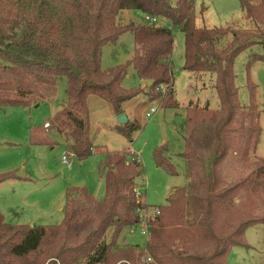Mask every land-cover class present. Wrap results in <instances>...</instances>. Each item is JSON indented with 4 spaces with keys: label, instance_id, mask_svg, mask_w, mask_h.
Segmentation results:
<instances>
[{
    "label": "trees",
    "instance_id": "16d2710c",
    "mask_svg": "<svg viewBox=\"0 0 264 264\" xmlns=\"http://www.w3.org/2000/svg\"><path fill=\"white\" fill-rule=\"evenodd\" d=\"M240 8L253 28L197 27L193 0H0V60L9 65L0 67V109L28 108L46 93L53 96L57 77H66L67 101L53 121L70 142L69 154L78 161L92 156L95 147L88 123V96L106 101L120 115L122 105L139 94L120 87L127 67L151 83L148 102L161 99L160 108H178L172 29L184 36L182 70L213 76L219 101L217 110L187 107L180 157L188 185L176 188L166 204L157 207L159 215L149 224L150 237L144 248L116 247L123 231L138 224L137 210L148 207L139 202L134 190L135 180L143 175L139 158L129 152L106 153L101 164L105 189L101 202L86 188L68 189L58 226H14L0 214V264H147V258L148 264H227L233 247L248 248L245 230L264 225V158L255 157L262 129L256 86L248 71L253 63H264V56L251 54L246 63V107L238 100L233 64L241 52L264 43V0H240ZM124 10L160 19L172 29L145 21L119 24L117 17ZM126 32L133 36L132 58L102 70V48ZM229 34V43L219 48V40ZM159 85L167 88L164 96L155 91ZM202 125H208L209 131L199 137L196 130ZM115 129L130 139L141 126L128 121ZM30 141L54 144L35 129H30ZM153 158L157 167L175 174L165 145L154 149ZM227 166L238 171L242 167L246 173L237 172L227 182ZM6 180L27 178L13 172L0 174V183ZM188 189L194 192L196 215L200 214L193 223L187 221Z\"/></svg>",
    "mask_w": 264,
    "mask_h": 264
},
{
    "label": "rangeland",
    "instance_id": "374dc122",
    "mask_svg": "<svg viewBox=\"0 0 264 264\" xmlns=\"http://www.w3.org/2000/svg\"><path fill=\"white\" fill-rule=\"evenodd\" d=\"M248 1L256 2L257 0ZM193 13L197 27L203 25L217 29L254 27L252 24H246L247 21L240 8V0L193 1ZM129 21L143 22L144 20L136 11L127 10L122 11L117 17L119 24ZM157 24L172 29L167 22L161 21ZM172 33L174 36L171 57L174 98L179 108L175 111L160 108L161 99L148 102L147 87L141 89L142 83L136 73L130 66L127 67L126 76L120 87L125 90H137L139 94L124 103L122 110L124 112L126 108L129 118L137 122L141 129L132 133L130 139L119 134L115 129L119 124L115 122L111 114L110 105L96 96L89 99L87 108L90 136L95 147L99 149L97 150L101 152L95 151L92 156L81 162L69 154L65 140L55 131L53 117L49 120L51 109L57 107V111L59 105L63 104L67 98L66 77H57L54 101L50 99L49 102H44L40 99L32 103L29 108L0 109V174L13 172L17 177L27 178L22 181L6 180L0 183V214L6 223L14 226H58L64 217L62 208L65 205L68 189L86 188L94 200L101 202L105 196L104 171L101 170V164L105 159L103 152L112 150L122 153L133 147L134 153L131 150L129 154L134 156L137 154L143 169L142 178L134 182V190L140 193L139 202L148 205L146 207L148 212H152V208L165 205L171 189L187 187L186 166L180 157V153L184 151L186 109L192 104L198 108L207 106L210 110H217L219 101L214 89L213 76L192 74L182 70L184 36L179 29H172ZM230 36L229 34L219 40V48L229 43ZM131 45L130 33L123 35L115 49L112 47L113 44L108 45L102 51L101 69L106 70L120 61L122 64L128 62L130 59L127 57L132 52ZM251 54L264 56V43L241 52L234 60V83L238 100L244 107L249 104L248 76L245 66ZM0 67L8 68L9 65L0 60ZM248 75L250 81L256 86L255 104L260 113L259 124L262 129L255 157L264 158V63H253ZM166 92L167 89L165 93L160 91L158 93L164 96ZM151 108H155L156 112L148 118L147 113ZM43 122H50L49 132L42 130ZM30 129L37 130L39 136L54 143L53 146L44 145V143L32 144ZM208 131V125L197 126L196 134L204 137ZM52 139L54 142L51 141ZM162 145L166 146V158L175 170L174 175L157 167L154 162L153 151ZM64 153L71 159V168L61 162ZM237 172H242L243 175L246 173L242 167L238 171L234 167L227 166L224 169L227 182L234 180ZM193 193L188 189L186 202L187 221L192 223L200 217V214L196 215L197 207L192 199ZM257 212L259 213L258 209ZM140 229L141 226L137 224L131 229L124 230L116 242V247H135L139 250L144 248L147 242L140 233ZM109 238L110 232L106 234V242H109ZM244 238L248 248L233 247L227 256V264H264V225L248 227Z\"/></svg>",
    "mask_w": 264,
    "mask_h": 264
},
{
    "label": "built area",
    "instance_id": "2783aa9c",
    "mask_svg": "<svg viewBox=\"0 0 264 264\" xmlns=\"http://www.w3.org/2000/svg\"><path fill=\"white\" fill-rule=\"evenodd\" d=\"M193 1H198V0H193ZM142 18L145 22H150V23H154L157 24L158 22H160V19L157 18H151L145 15H142ZM166 86L165 85H159L158 87H156L155 91L157 92H164L166 91ZM156 112L155 108H151L149 110V112L147 113V117L150 118L154 113ZM43 128L44 129H48L50 128V125L48 122H45L43 124ZM61 162L63 164H65L68 168H71V161H69V157H67V155H63L61 157ZM135 194L136 197L139 199L140 193L135 190ZM147 205V204H146ZM153 211L152 212H148V210L146 208L143 209H138L136 214L138 215L139 221H138V225L141 226L140 229V233L142 234V236L145 238V240L147 241L148 238L150 237V222L153 221L155 219V217H157L159 215V209L156 208H152ZM150 262V259L147 258L146 259V263L148 264Z\"/></svg>",
    "mask_w": 264,
    "mask_h": 264
},
{
    "label": "crops",
    "instance_id": "0c3cea01",
    "mask_svg": "<svg viewBox=\"0 0 264 264\" xmlns=\"http://www.w3.org/2000/svg\"><path fill=\"white\" fill-rule=\"evenodd\" d=\"M140 16H141V19H143L142 18V14L140 13V12H138V11H136ZM131 15V14H130ZM245 21H247L246 19H245ZM160 22H161V20H160ZM165 22V21H164ZM248 22H246V24H247ZM163 26V25H162ZM127 33H130V32H126V33H123L122 35H120V37L114 42V43H111V44H113V49H115V47H118V46H116V44L118 43V41L120 40V39H122V37H123V35H125V34H127ZM131 34V33H130ZM132 35V34H131ZM111 44H107V45H105L103 48H102V51H103V49H106L107 47H108V45H111ZM131 47H132V52H131V54H130V56L128 55V57H127V59L129 58V59H131L132 58V56H133V51H134V41H133V36H132V45H131ZM101 55H102V53H101ZM126 59V60H127ZM102 62V61H101ZM117 65H122V62L120 61V62H118V63H115L113 66H111V67H114V66H117ZM111 67H108V68H111ZM132 69H133V67L132 66H130ZM108 68H106V69H108ZM134 70V69H133ZM134 72H135V70H134ZM136 73V72H135ZM139 81L142 83V87H140L141 89H143L144 87H145V89H146V87L148 88V83L149 82H147V81H145V80H141V79H139ZM121 85V84H120ZM122 88V87H121ZM147 90V89H146ZM55 91H56V86H55ZM55 95V94H54ZM54 95L53 96H51L50 94H48V93H46V95H45V97H44V99H41V100H43L44 102H49V100L51 99V101H54L53 99H54ZM93 97H95L94 95H90V96H88V98H87V103H88V100L89 99H91V98H93ZM66 101H67V98H66V100H65V102L63 103V104H61V105H59L60 107H59V109L56 111V108L55 109H51V114H50V118H49V120L58 112V111H60L64 106H65V103H66ZM53 103V102H52ZM58 106V105H57ZM29 108V107H28ZM178 108H179V105H178ZM178 108H176V109H172V110H177ZM125 115H126V117H127V119H128V121H133V120H131L130 118H129V113H128V110L125 108V110H124V112H123ZM111 114H112V116H113V118L115 119V122H117L116 121V117L118 116V115H115L114 113H113V111L111 110ZM185 118H186V115H185ZM45 122H43V124H44ZM49 124H50V122H48ZM117 124H118V122H117ZM116 124V125H117ZM120 125V124H119ZM42 127H43V125H42ZM49 129V128H48ZM48 129H42L44 132L45 131H48ZM55 131H56V133H58V134H60V136H62L63 137V139L65 140V142H66V145H67V147H66V149H68V147H69V141L65 138V136H64V133L62 132V131H60L59 129H57V128H55ZM49 132V131H48ZM51 141H53V139L51 140ZM54 142V141H53ZM183 142H184V139H183ZM95 146V145H94ZM98 148H96V147H94V152L95 151H97V152H101V151H98L97 150ZM69 150V149H68ZM132 150V152H133V147H130V148H128V149H126V151L125 152H129V151H131ZM105 155H106V153H121V152H118V151H114V150H112V151H107V152H103ZM134 153V152H133ZM181 154V153H180ZM63 155H65V153L63 154ZM137 155V154H136ZM72 157V156H71ZM70 161H71V159H69ZM81 162V161H80ZM140 178H142V177H140ZM140 178H138V179H140ZM176 189V188H175ZM174 188L173 189H171L170 191H169V193H168V196L167 197H169L172 193H173V191L175 190ZM32 226V225H31Z\"/></svg>",
    "mask_w": 264,
    "mask_h": 264
},
{
    "label": "water",
    "instance_id": "95a60500",
    "mask_svg": "<svg viewBox=\"0 0 264 264\" xmlns=\"http://www.w3.org/2000/svg\"><path fill=\"white\" fill-rule=\"evenodd\" d=\"M150 85H151V83H148V86H150ZM116 121L118 122V124L124 125L128 122V119H127L126 115L124 113H122L116 117Z\"/></svg>",
    "mask_w": 264,
    "mask_h": 264
}]
</instances>
